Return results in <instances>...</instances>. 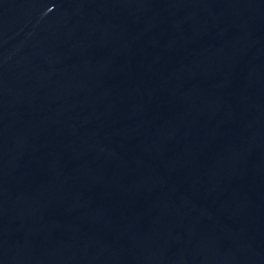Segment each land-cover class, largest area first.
I'll return each instance as SVG.
<instances>
[{"label": "water", "instance_id": "water-1", "mask_svg": "<svg viewBox=\"0 0 264 264\" xmlns=\"http://www.w3.org/2000/svg\"><path fill=\"white\" fill-rule=\"evenodd\" d=\"M0 264H264V0H0Z\"/></svg>", "mask_w": 264, "mask_h": 264}]
</instances>
